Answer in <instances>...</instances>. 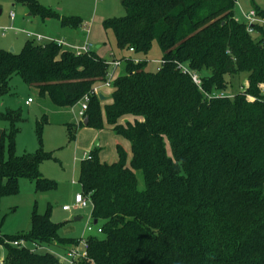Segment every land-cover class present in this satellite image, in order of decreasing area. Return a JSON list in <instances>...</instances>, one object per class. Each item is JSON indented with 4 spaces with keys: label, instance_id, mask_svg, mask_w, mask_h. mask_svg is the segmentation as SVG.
Wrapping results in <instances>:
<instances>
[{
    "label": "trees",
    "instance_id": "obj_1",
    "mask_svg": "<svg viewBox=\"0 0 264 264\" xmlns=\"http://www.w3.org/2000/svg\"><path fill=\"white\" fill-rule=\"evenodd\" d=\"M14 1L42 21L83 29L81 17L60 15L39 0ZM123 6L124 17L102 22L120 53L134 51L121 58L108 104L93 93L109 70L95 50L76 54L31 39L20 53L0 51V97L12 95L14 76L59 108L89 97L86 127L111 128L130 143V155L117 143L113 163L101 161L99 148L80 162L93 222H103L101 236L87 238L88 259L80 264H264V31L250 35L236 21L235 0H124ZM255 10L264 17V9ZM153 43L164 61L154 72L146 60L134 62ZM180 64L200 74L201 88ZM241 74L246 86L229 93L228 79ZM222 92L233 98L212 97ZM125 116L134 121L120 124ZM0 121L7 124L0 134V205L19 194L21 180L33 182L36 192L55 189L40 171L49 153L41 147L16 153L22 110L0 112ZM46 123V116L37 122L39 143ZM59 230L49 213L36 210L27 232L5 234L0 225L6 251L0 264H57L56 255L37 249L67 251L78 243Z\"/></svg>",
    "mask_w": 264,
    "mask_h": 264
},
{
    "label": "rangeland",
    "instance_id": "obj_2",
    "mask_svg": "<svg viewBox=\"0 0 264 264\" xmlns=\"http://www.w3.org/2000/svg\"><path fill=\"white\" fill-rule=\"evenodd\" d=\"M124 0H40L47 8L55 11L73 13L84 16L88 20L90 36L97 44L93 49L100 46V53L108 60H112V54L119 52L116 46V40L111 31H104L102 22L109 19L124 17L126 12L123 6ZM15 5L14 0H0V51L15 50L20 53L29 39L24 34H16L14 31L20 29H29L35 33L54 39L61 37L60 26L57 21L51 20L49 23H43L40 18L32 20L27 25V19L24 21V15L20 5ZM258 7L264 9V0H238L235 12L236 16L241 18V13ZM15 13L17 19L10 20V14ZM92 19V20H91ZM8 27L12 31L4 36L1 29ZM41 44L46 41L39 42ZM112 53V54H111ZM123 56L124 53H120ZM163 53L156 43L147 56L138 55L137 57L148 62V71H156L159 63L162 61ZM233 85L229 93L240 91V88L247 84V76L241 74L228 79ZM12 95L0 97V112L6 110L21 109L25 121L21 124V132L16 138V153H35L40 147L51 156L44 161L40 167L44 178L56 183V188L48 191H35V185L29 180L20 181L19 194L13 197L4 198L0 205V225L6 234L15 235L27 232L30 227L32 213L36 210L39 214L49 213L51 220L60 225L59 235L62 238L82 239L90 236H101L97 230L102 227L100 221L94 225V232L89 233L86 230L87 223L92 218V206L86 209L76 208L75 197L82 193V187L79 183L80 162L86 159L90 152L99 148V157L104 162L111 163L117 160L115 151L116 137L113 132L108 130H97L86 126H81L85 121V113L80 116L82 105L74 108L56 107L48 97L42 98L36 88L25 84L19 76H14L10 82ZM105 91V90H104ZM242 91V89H241ZM108 92V97L111 92ZM31 98L34 103L25 106V101ZM107 103V102H104ZM103 109V119L105 114ZM46 116L47 123L41 132V143L36 135L37 122H40ZM126 117V116H125ZM78 118L81 119L80 123ZM6 126L0 121V127ZM4 126V127H5ZM70 131L75 134L72 139ZM97 142L99 143L96 146ZM114 159V160H112ZM114 161V162H115ZM142 187V184H141ZM70 206L69 212H64L63 207ZM81 217V221H75V218ZM39 254L52 253L54 255L63 254V250L56 247H46L37 249ZM6 251L0 248V259L4 257ZM2 261V260H0Z\"/></svg>",
    "mask_w": 264,
    "mask_h": 264
},
{
    "label": "built area",
    "instance_id": "obj_3",
    "mask_svg": "<svg viewBox=\"0 0 264 264\" xmlns=\"http://www.w3.org/2000/svg\"><path fill=\"white\" fill-rule=\"evenodd\" d=\"M235 4L237 6L238 0H235ZM14 17H15V14L11 13L10 18L13 20ZM235 19L236 21L244 23L246 25V30L250 35H253V36L256 35L259 32V29H262L264 31V17H262L255 9L249 11L248 13L242 12L241 18L236 16ZM4 31H6V29H4ZM28 35L29 37L36 40L37 42H42L45 40V38H43L40 35H34L32 33H28ZM47 41H55L59 45L63 47L65 46V43L62 41L51 40V39ZM70 47H71V50L75 52L76 54H84L92 50V47L88 44H85L83 46H70ZM130 52L133 53L134 52L133 49H130ZM134 62L138 63L140 62V60L135 59ZM159 64L160 65L157 67V70H159V68L164 64V61H161ZM108 65H109V70L106 76V80L102 84L98 85L93 90V93L96 95L101 93L102 89L104 88L106 89L112 88V84L114 80L120 74L122 61L121 60H111V61H108ZM178 69L183 74L189 75L192 81L194 82V84L198 86L199 88H201L202 79L199 73L189 68V66L182 65V64L178 66ZM212 97L214 98H227V97L233 98V94H227L225 92H222V93L214 94ZM32 101L33 100L29 98L26 104L29 105L30 103H32ZM88 103H89V97H85L83 101L80 103L82 105L80 116H83L84 113H86V111L88 110ZM75 204H76V208H79V209H86L90 205L92 206L90 198L84 196L83 194L76 195ZM71 210L72 208L70 206L63 207V211L65 212H69ZM86 230L89 233L94 232V222L92 218L90 219V221H88ZM101 232H102L101 229L97 230V234H100ZM26 244L27 243H25L24 241H22L21 243H17V242L14 243L15 246H23ZM32 249L35 250L36 247L32 245ZM88 249H89V245H88L87 239L86 238L79 239L78 243L74 247L68 249L67 251H65V253L61 255H56L58 258L57 264H80L82 261L88 259Z\"/></svg>",
    "mask_w": 264,
    "mask_h": 264
},
{
    "label": "crops",
    "instance_id": "obj_4",
    "mask_svg": "<svg viewBox=\"0 0 264 264\" xmlns=\"http://www.w3.org/2000/svg\"><path fill=\"white\" fill-rule=\"evenodd\" d=\"M39 2H40V0H39ZM41 3V2H40ZM14 6H16V5H14ZM21 6V5H20ZM21 8V10H22V13H23V15H24V23H25V19H27V25H30L31 23H32V20L33 19H36L37 17H33L31 14H30V12L28 11V9L26 8V7H24V6H21L20 7ZM57 12L60 14V15H63V16H78V17H81L82 19H83V22H84V26H83V29H81V30H79V31H74V30H72V29H70V28H68V27H62L61 26V23H60V21H58V20H55V21H57L58 22V24H59V26H60V31H61V37H59L58 39H54V40H58V41H62V42H64L65 43V46H64V49H66V50H71V47L70 46H83V45H85V44H88V45H90L91 47H92V50H94L93 49V45L94 44H97L95 41H94V39L90 36V27H89V25H88V20L84 17V16H82V15H78V14H73V13H67V12H61V11H58L57 10ZM13 13V12H12ZM15 14V13H14ZM2 15V10H0V16ZM17 19V16H16V14H15V17H14V19L12 20L11 18H10V20L13 22V21H15ZM92 20V19H91ZM42 21V20H41ZM44 24L45 23H49V22H51V20H47V21H42ZM4 29H6V31H4ZM2 30V32H3V35L4 36H6L7 35V32H9V31H12V28H8V27H5V28H3V29H1ZM17 35L18 34H24V35H26V37L29 39V40H31L32 38L31 37H29V35H28V33H32V34H34V35H40V36H42L43 38H45V40L44 41H46L47 42V40H52V38H50V37H47V36H44V35H42V34H39V33H35L34 31H32V30H29V29H18V30H15L14 31ZM28 40V41H29ZM27 42V41H26ZM97 50H98V55L99 56H101L102 58H104L105 60H107V61H111V60H108V59H106V57L105 56H103L101 53H100V46H97V48H96ZM112 54V53H111ZM121 54H120V52H118L117 54H115V53H113L112 54V60H121V58L122 57H124V56H130V55H132V53L130 52V54H124L123 56H120ZM135 59H138V60H141L140 58H138V57H136ZM120 71H121V69H120ZM105 90V91H104ZM106 90L107 91H109V92H111L112 93V89L110 88V89H106V88H104V89H102V91H101V93L104 95V96H106V97H108V92H106ZM8 97V96H7ZM5 98V97H4ZM29 99V98H28ZM27 99V100H28ZM31 99V98H30ZM27 100L25 101V106H30V105H32L33 103H34V100L32 101V103H30L29 105H27L26 104V102H27ZM105 102H107V103H104V104H108L109 102H110V97H108V100L107 101H105ZM70 108V107H69ZM72 108H74V107H72ZM134 121V118L133 117H131V116H126V117H123V118H121L120 120H119V123L120 124H124V123H126V122H133ZM81 122V119L80 118H78V122L77 123H80ZM5 125L3 124V126H1L0 127V134H1V132H2V130L5 128L4 127ZM104 130H108V131H111V132H113L112 130H111V128H105ZM113 134H114V132H113ZM114 136L116 137V143H115V151H116V145H117V143H120L123 147H124V149L129 153V155H130V151H131V146H130V143L127 141V140H125V139H123V138H121V137H118L117 135H115L114 134ZM117 153V152H116ZM117 158H118V156H117ZM112 160H114V159H112ZM101 161H103L102 159H101ZM115 161V160H114ZM114 161H111V163H113ZM104 162V161H103ZM65 212V211H64ZM78 218H81V217H78ZM81 220H82V218H81ZM6 234V233H5ZM1 248V247H0ZM63 253H65V251L63 250ZM5 256H6V254H5ZM5 256L4 257H2L0 260H4V258H5Z\"/></svg>",
    "mask_w": 264,
    "mask_h": 264
},
{
    "label": "water",
    "instance_id": "obj_5",
    "mask_svg": "<svg viewBox=\"0 0 264 264\" xmlns=\"http://www.w3.org/2000/svg\"><path fill=\"white\" fill-rule=\"evenodd\" d=\"M10 52H11V53H14L15 50H14V49H11ZM98 98H99V100H100L101 102H105V101L108 100V97L104 96L102 93H99V94H98ZM87 123H88V121H87V119H85V121H84V125L86 126ZM98 145H99V143L97 142L96 146H98ZM75 221H81V218H75ZM94 224L96 225L97 222H95Z\"/></svg>",
    "mask_w": 264,
    "mask_h": 264
}]
</instances>
